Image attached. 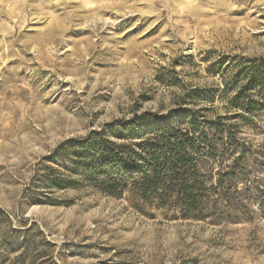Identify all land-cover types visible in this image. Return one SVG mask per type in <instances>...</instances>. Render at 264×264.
Segmentation results:
<instances>
[{"label": "rangeland", "instance_id": "374dc122", "mask_svg": "<svg viewBox=\"0 0 264 264\" xmlns=\"http://www.w3.org/2000/svg\"><path fill=\"white\" fill-rule=\"evenodd\" d=\"M246 68L264 70V0H0V264H264V111L241 121L219 100ZM185 109L231 127L219 161L246 157L247 220L46 183L77 180L46 161L59 144Z\"/></svg>", "mask_w": 264, "mask_h": 264}, {"label": "trees", "instance_id": "16d2710c", "mask_svg": "<svg viewBox=\"0 0 264 264\" xmlns=\"http://www.w3.org/2000/svg\"><path fill=\"white\" fill-rule=\"evenodd\" d=\"M261 70L246 68L238 75L242 79L235 80H241L240 86L223 82L219 100L228 110L239 112L233 119L249 121L248 116L264 111ZM186 97L191 104L196 100L213 104L215 99L213 92L199 91ZM205 112L185 109L181 115L171 111L164 117L142 113L67 140L46 161L58 158V164L77 180L58 172V177L48 176L46 183L66 190L86 182L110 196L130 194L143 206L173 210L182 218L247 220L251 216L246 213L254 212L246 196L250 192L246 157L240 155L228 165L220 162L233 153L235 137L226 120H208L201 114ZM259 207L264 217V206ZM21 245L25 247L27 241L23 239Z\"/></svg>", "mask_w": 264, "mask_h": 264}, {"label": "bare ground", "instance_id": "6f19581e", "mask_svg": "<svg viewBox=\"0 0 264 264\" xmlns=\"http://www.w3.org/2000/svg\"><path fill=\"white\" fill-rule=\"evenodd\" d=\"M41 53V52H40Z\"/></svg>", "mask_w": 264, "mask_h": 264}]
</instances>
